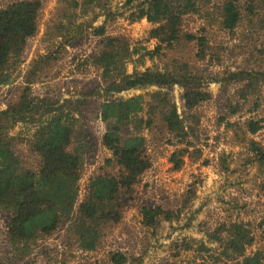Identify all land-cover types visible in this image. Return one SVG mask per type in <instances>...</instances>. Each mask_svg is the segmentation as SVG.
I'll use <instances>...</instances> for the list:
<instances>
[{
  "label": "trees",
  "instance_id": "1",
  "mask_svg": "<svg viewBox=\"0 0 264 264\" xmlns=\"http://www.w3.org/2000/svg\"><path fill=\"white\" fill-rule=\"evenodd\" d=\"M105 1L57 0L52 17L45 24L42 41L48 44L60 39L61 50L79 45L83 30L82 23H76V19L97 5L104 6L102 15L109 17ZM208 4V9L215 13V22L227 31L239 26L243 11L246 20L251 22L257 9L264 10V0H142L134 6L128 20L144 18L152 25L148 38L156 41L154 47L149 50L144 46L131 47L127 38L107 37L104 26L94 27L92 35L98 41L80 65L93 67L98 78L92 79L94 86L89 90L83 87L85 92L61 101L50 98V87L45 92L47 97L33 94L31 89V84L42 82L53 67L60 48L36 53L24 73L20 70L14 73L23 60L28 41L38 32L41 1L16 0L0 8V85H11L18 76L22 79L15 99L10 98L6 107L0 109V216L5 228L4 240L20 259L33 251L37 240L59 230L63 232L64 246L75 245L85 252L97 247L105 229L120 221L125 195L151 165L143 130L157 129L184 145L169 157L173 169H179L180 156L189 145L187 135H192L193 130L185 126V112L176 107L165 89L179 86L186 110L210 97L204 90L203 76L182 55H176L193 42L198 47L197 56L205 57V35L184 32L182 20ZM259 21L264 27V16ZM135 55L139 61L145 58L161 61V67L126 73V63ZM261 80L264 81V71L248 68L224 70L220 80L216 78L224 84H242L239 95L244 99L249 91L255 92ZM152 85L160 89L147 93V99L142 94L128 98L112 96ZM92 96L105 97L92 100ZM226 105L232 113L237 111L230 103ZM95 117L105 124L99 145L110 152V157L104 164L116 169L93 175L84 197L77 203L83 162L98 144L91 125ZM17 124L33 126L31 134L23 139L28 151L36 157L33 169L22 165L15 151L14 137L9 135V130ZM244 127L246 133L259 129L258 123L252 120ZM248 151L252 154L250 160L258 168L264 167V146L249 140ZM160 213L157 208L143 207V224L155 226ZM169 213H163L162 218L170 220ZM224 233L217 238L221 257L240 259L241 264H264V246L246 253L254 243L246 224L230 222ZM109 262L125 264L127 260L123 253L111 252Z\"/></svg>",
  "mask_w": 264,
  "mask_h": 264
},
{
  "label": "rangeland",
  "instance_id": "2",
  "mask_svg": "<svg viewBox=\"0 0 264 264\" xmlns=\"http://www.w3.org/2000/svg\"><path fill=\"white\" fill-rule=\"evenodd\" d=\"M14 1L0 0V8ZM40 1L38 32L28 41L23 60L14 73L19 70L24 73L36 53L60 48V39L47 44L41 38L57 0ZM141 1L106 0L105 6L111 14L109 17L102 15L104 6L97 5L87 11L88 14L77 18L75 22L82 23L83 30L80 44L66 46L64 50L60 48L56 62L42 82L31 84L32 93L46 96L47 87H50V98L61 101L75 98L78 93L94 86L91 81L94 77L98 78V72L80 63L96 46L98 37L92 35L96 26H104V36H123L131 47L152 49L156 43L148 38L152 25L144 18L134 22L128 20L134 6ZM208 8L210 4L198 13L185 15L182 20L184 32L205 35V57L200 59L197 56L198 47L193 42L184 52L176 55H182L203 76L204 90L210 97L186 110L181 100L183 90L177 85L165 89L176 107L185 112V126L193 130L192 135H187L189 145L180 156L179 169H173L169 157L184 145L178 144L172 135L157 129L143 130L145 150L151 165L125 195L120 221L105 229L94 250L85 252L75 245L64 246L61 243L63 232L59 230L50 237L37 240L33 251L20 259L4 240L5 228L0 216V264H110L111 252L123 253L127 260L125 264H241L240 259L220 256L221 247L217 238L224 236V228L230 222H241L250 229L254 243L246 253L264 246V167L258 168L250 160L252 154L248 151L249 140L264 146V81H259L255 92L249 91L245 99L239 95L242 84L216 81V78L220 80L224 70L248 68L264 71V27L259 21L264 16V10L257 9L251 22L246 20L243 11L239 26L234 31H227L218 26L214 11ZM136 56L126 63V73L161 67V61L149 58L139 61ZM21 80L18 76L11 85H0V109L6 107L10 98L15 99ZM72 80L77 83H72ZM83 87L86 89L83 90ZM159 89L152 85L124 90L112 96L128 98L142 94L147 99V93ZM104 97L92 96V100H103ZM229 103L237 107L235 113L227 107ZM249 120L259 125L254 133H246L244 124ZM91 125L98 144L83 162L77 203L84 197L88 180L93 175L116 169L105 166L104 160L110 157V152L99 145L105 130L104 122L95 117ZM32 129L33 126L27 128L17 124L9 130V135L14 137L15 151L22 165L33 169L36 157L28 151L23 140ZM143 207L157 208L161 212L156 217L155 226L143 224ZM166 212H170V220L162 218ZM218 230L219 233H216Z\"/></svg>",
  "mask_w": 264,
  "mask_h": 264
}]
</instances>
